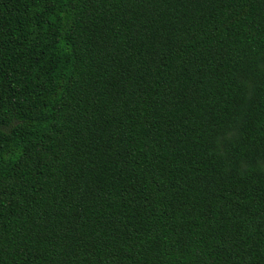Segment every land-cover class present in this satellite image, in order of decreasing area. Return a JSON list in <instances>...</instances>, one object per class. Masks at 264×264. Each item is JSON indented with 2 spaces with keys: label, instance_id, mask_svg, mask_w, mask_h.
I'll return each instance as SVG.
<instances>
[{
  "label": "trees",
  "instance_id": "trees-1",
  "mask_svg": "<svg viewBox=\"0 0 264 264\" xmlns=\"http://www.w3.org/2000/svg\"><path fill=\"white\" fill-rule=\"evenodd\" d=\"M0 264H264V0H0Z\"/></svg>",
  "mask_w": 264,
  "mask_h": 264
}]
</instances>
